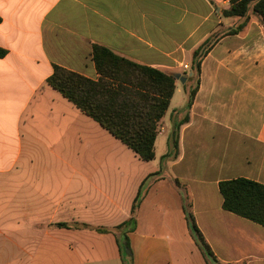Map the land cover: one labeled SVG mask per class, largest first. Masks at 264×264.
I'll use <instances>...</instances> for the list:
<instances>
[{
    "label": "crops",
    "instance_id": "crops-1",
    "mask_svg": "<svg viewBox=\"0 0 264 264\" xmlns=\"http://www.w3.org/2000/svg\"><path fill=\"white\" fill-rule=\"evenodd\" d=\"M230 7L228 0H0L7 51L0 58V201L7 203L0 218L25 228L24 238L8 231L7 264H32L33 249L47 251L49 243L51 264H123L116 237L93 229L129 220L141 187L136 228L127 234L131 264H207L186 220L185 195L221 263L264 264V227L225 211L219 189L237 178L264 185V27L252 13L224 18ZM246 21L239 34H225ZM213 38L197 85L189 80L193 53ZM97 45L186 78L175 81L151 162L126 145L132 155L113 156L118 143L94 149L95 163L65 160L70 132L93 119L47 80L55 65L97 79ZM196 86L190 120L177 131ZM176 138L177 158L163 163ZM63 223L72 228L57 226ZM81 225L93 229L73 228Z\"/></svg>",
    "mask_w": 264,
    "mask_h": 264
},
{
    "label": "trees",
    "instance_id": "trees-1",
    "mask_svg": "<svg viewBox=\"0 0 264 264\" xmlns=\"http://www.w3.org/2000/svg\"><path fill=\"white\" fill-rule=\"evenodd\" d=\"M228 1L231 7L223 11L224 18L248 19L252 13L261 18L264 27V0ZM1 23L0 17V25ZM246 25L247 21L237 28L229 29L225 34L237 35ZM217 42L218 38H213L194 51L189 78L191 82L197 85L200 83L203 60ZM6 55L7 51L0 48V58ZM93 60L98 74L97 79H91L55 65L53 74L47 80L48 85L126 145L142 161H153L159 123L166 115L175 93V75L137 64L98 45L93 48ZM197 91L196 86L187 106L182 111L185 115L183 121L177 125V131L189 122L190 108ZM177 143L176 138V148L169 149L168 154L162 158L163 163L177 158ZM176 185L181 188L178 181ZM219 189L225 211L264 227L263 184L246 178H237L222 181ZM143 199L141 187L132 207L131 218L113 229H93L89 225L73 228L93 229L102 234H113L117 239L123 264H131L132 253L127 234L136 228V213ZM184 212L192 236L207 264H223L197 226L192 204L186 195ZM57 226L65 229L72 228L66 223Z\"/></svg>",
    "mask_w": 264,
    "mask_h": 264
},
{
    "label": "rangeland",
    "instance_id": "rangeland-1",
    "mask_svg": "<svg viewBox=\"0 0 264 264\" xmlns=\"http://www.w3.org/2000/svg\"><path fill=\"white\" fill-rule=\"evenodd\" d=\"M180 73H183L181 71ZM88 123H91L86 126H81L80 129H74L70 132L68 137L65 141V160L69 161V163H83L87 165L90 163L96 162V157H92V152L94 149H110L111 147L115 146L117 143L118 148L114 150L113 156H119L122 151H127L130 155H132V152L126 148L124 144L121 142H117L118 140H115V138L109 134L106 130L101 128L99 124L94 122L93 120H89L86 118ZM93 121V122H92ZM82 124V123H81ZM91 125H94L91 127ZM85 129V130H84ZM93 132V133H92ZM66 149H69L66 151ZM121 149V150H120ZM65 176H71L72 170L65 169ZM36 173H33L32 176H39L35 175ZM45 177H49L48 175ZM163 196V194L161 195ZM7 203L5 201H0V215L1 212L6 208ZM12 220V222H11ZM8 222V223H7ZM13 230L17 232L15 235L12 234V236H20L22 235V238H24L25 235V228L22 223L18 224L15 219H10L7 217H1L0 218V264H7V258H8V244L10 234L8 233L9 230ZM48 250H39V249H33V253L35 255V259L32 260V264H51L53 263V260L56 258L55 254V248H52V244H48ZM88 247L83 246L81 251L82 253L88 255L90 250ZM13 251V250H12ZM22 254L23 252H20L19 250L16 251V254ZM28 254L24 255V257H27ZM74 258V253L72 251L65 250L64 260H72ZM53 259V260H52ZM130 263V260H128Z\"/></svg>",
    "mask_w": 264,
    "mask_h": 264
},
{
    "label": "water",
    "instance_id": "water-1",
    "mask_svg": "<svg viewBox=\"0 0 264 264\" xmlns=\"http://www.w3.org/2000/svg\"><path fill=\"white\" fill-rule=\"evenodd\" d=\"M175 79H177V80H181L182 82H183L184 80H186V78L183 77V76L180 75V74H176V75H175Z\"/></svg>",
    "mask_w": 264,
    "mask_h": 264
},
{
    "label": "built area",
    "instance_id": "built-area-1",
    "mask_svg": "<svg viewBox=\"0 0 264 264\" xmlns=\"http://www.w3.org/2000/svg\"><path fill=\"white\" fill-rule=\"evenodd\" d=\"M185 69H187V70H188V69H190V67H188V66H185Z\"/></svg>",
    "mask_w": 264,
    "mask_h": 264
}]
</instances>
